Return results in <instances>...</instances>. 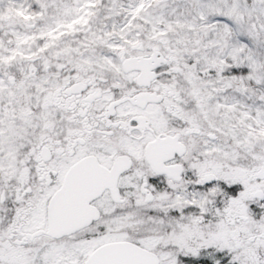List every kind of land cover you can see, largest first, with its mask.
Here are the masks:
<instances>
[{"label": "snow or ice", "instance_id": "obj_1", "mask_svg": "<svg viewBox=\"0 0 264 264\" xmlns=\"http://www.w3.org/2000/svg\"><path fill=\"white\" fill-rule=\"evenodd\" d=\"M0 264H264V0H0Z\"/></svg>", "mask_w": 264, "mask_h": 264}]
</instances>
